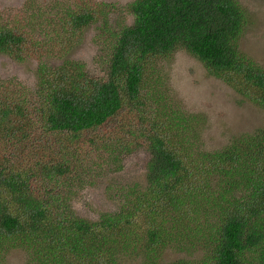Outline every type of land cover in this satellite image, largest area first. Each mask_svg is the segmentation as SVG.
I'll list each match as a JSON object with an SVG mask.
<instances>
[{"label":"trees","instance_id":"trees-1","mask_svg":"<svg viewBox=\"0 0 264 264\" xmlns=\"http://www.w3.org/2000/svg\"><path fill=\"white\" fill-rule=\"evenodd\" d=\"M55 4L57 44L96 27L105 72L48 64L34 23L0 14V53L22 61L37 52L38 61L32 88L0 79V258L18 247L30 264H161L175 249L184 253L171 264H264V127L194 153L198 121L144 93L151 66L183 50L264 111V68L239 48L247 18L236 0H132L131 24L113 27V4ZM138 150L148 155L145 180L122 185L113 212L85 219L71 191L54 189L71 175L102 180L104 166L119 171Z\"/></svg>","mask_w":264,"mask_h":264},{"label":"rangeland","instance_id":"rangeland-1","mask_svg":"<svg viewBox=\"0 0 264 264\" xmlns=\"http://www.w3.org/2000/svg\"><path fill=\"white\" fill-rule=\"evenodd\" d=\"M62 1L64 0H0V14H23L29 19V27L34 23L30 27L36 34L33 42L40 43L41 40L48 44L45 49L52 54L44 57L48 64L57 66L64 59H73L83 63L89 75L101 76L105 72V64L101 63V59L106 52L103 49V34L99 29H85L74 42H71L72 37L66 35L69 42L64 50L57 44L56 34L60 31V26L54 22V16L60 13V8L55 3ZM67 1L76 5L84 2L92 7L100 2L113 4L114 9L106 20L108 26L131 24L132 20L126 15L125 6L132 0ZM236 2L247 18V24L239 39V48L250 60L264 68V0ZM2 22L1 19L0 23ZM36 54L37 52L34 53L35 57ZM34 55L29 53V58L18 61L0 53V79L13 80L14 83L28 88L34 87L38 63ZM146 84L144 93L150 91L152 96V91H156L167 104V110L179 112L198 121L196 125V122L193 123L195 130L189 132L193 142V147L190 148L194 153L197 150L218 151L233 138L254 133L264 127L262 109L241 97L220 79L208 74L199 60L183 50H177L170 58L159 61L153 69L151 66ZM148 104L152 106V99ZM123 113L128 119L132 118L126 111ZM147 159V153L138 150L124 159L119 171L112 172L107 165L104 166L102 180L96 175L80 185L71 175L69 181L60 182L54 189L59 196H63L67 190L71 191L73 194L68 197L69 203H72L81 217L94 220L99 214L113 212L118 208L122 200L118 196L122 185L143 184ZM182 253L184 252L180 254L175 249L164 251L161 264L173 263ZM126 261L128 264L132 262L129 258ZM0 264H30L28 253L24 248H11L1 256Z\"/></svg>","mask_w":264,"mask_h":264}]
</instances>
